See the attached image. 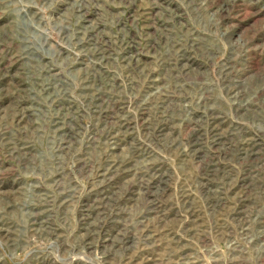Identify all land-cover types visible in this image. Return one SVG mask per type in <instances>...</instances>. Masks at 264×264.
<instances>
[{
    "label": "rangeland",
    "instance_id": "374dc122",
    "mask_svg": "<svg viewBox=\"0 0 264 264\" xmlns=\"http://www.w3.org/2000/svg\"><path fill=\"white\" fill-rule=\"evenodd\" d=\"M0 264H264V0H0Z\"/></svg>",
    "mask_w": 264,
    "mask_h": 264
}]
</instances>
